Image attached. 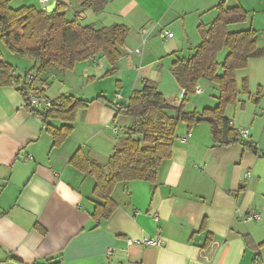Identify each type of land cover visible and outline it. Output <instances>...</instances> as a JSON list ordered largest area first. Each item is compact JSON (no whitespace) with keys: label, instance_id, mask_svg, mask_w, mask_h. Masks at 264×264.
I'll return each mask as SVG.
<instances>
[{"label":"crops","instance_id":"1","mask_svg":"<svg viewBox=\"0 0 264 264\" xmlns=\"http://www.w3.org/2000/svg\"><path fill=\"white\" fill-rule=\"evenodd\" d=\"M84 1L9 2L14 9L32 6L39 11L60 3L66 6L68 21L96 29L123 25L128 33L114 75L104 77L110 65L97 56L65 73L49 71L32 83L30 95L50 102L68 95L107 100L78 111L71 135L58 148H52L51 136L42 121L28 112L16 86L0 87V264H264V128L257 133L254 124L236 121L247 113L250 67L259 65L264 54L251 58L237 72L238 103L230 120L236 130L249 126L248 140L239 138L256 143V155L242 151L238 144L214 145L210 126L201 124L203 120L190 130L179 123L171 158L159 167L156 181L114 186L111 197L117 209L99 225L91 217L99 203L92 194L94 178L69 164L78 150L103 166L108 163L133 125L128 118L115 117V109L124 106L142 82H155L172 107L179 105L183 91L169 68L176 59L193 54L200 43L196 28L212 23L218 4L244 10L247 21L230 25L227 31L251 28L257 32V47L264 49L260 46L264 0H104L99 11L85 7ZM144 30L149 31L147 36L141 35ZM165 31L172 37H164ZM135 49H140L139 55ZM7 53L0 42L2 59L16 77L27 74L32 62ZM242 78L248 81V95L240 92ZM198 87L202 92L189 99L187 113L201 114L217 105L216 85L202 80ZM251 213L261 219L244 221ZM142 237L161 238L165 245H126L127 239ZM208 237L212 242L207 248Z\"/></svg>","mask_w":264,"mask_h":264},{"label":"trees","instance_id":"2","mask_svg":"<svg viewBox=\"0 0 264 264\" xmlns=\"http://www.w3.org/2000/svg\"><path fill=\"white\" fill-rule=\"evenodd\" d=\"M9 2L0 0V42L10 53L32 62L28 73L34 74L35 79L49 71H71L77 63L97 56H102L110 65L104 77L115 74L121 59L120 49L128 33L125 26L114 25L103 29L82 26L77 21L66 19V6L60 3L47 13L32 6L14 9ZM83 4L99 11L105 1L85 0ZM214 9L217 14L212 23L208 27L200 24L196 28L200 43L193 54L176 59L169 68L174 81L183 91L179 105L172 107L158 91L155 82L144 81L140 89L131 92L124 106L115 109V117L128 118L133 125L126 134L124 145L116 148L108 163L103 166L80 150L71 157L69 164L76 171L94 178L92 194L99 203L94 206L91 217L96 225L108 220L117 209L111 197L114 186L133 181L151 184L156 181L159 167L171 158L179 123L186 124L190 130L197 123L198 116L209 117V132L214 145L228 147L238 144L242 151L257 154L256 143L240 140L236 129L230 126L226 112L238 103L237 72L245 69L251 58L262 57L264 51L257 47V32L251 28L236 33L227 31L228 26L247 21L244 10L226 8L224 2ZM223 49L228 52L219 64L218 53ZM12 74V67L0 54V87L16 86L28 112L42 121V126L51 136L52 148L60 147L71 135L78 111L94 101L107 102L103 96L87 101L68 95L52 101L49 108L34 110L28 101L32 85H27L24 77ZM202 80L218 87L217 105L214 109H204L201 114L187 113L185 106ZM259 90L256 103L260 98ZM240 92L249 94L246 78H242ZM50 121L61 124L55 127L49 124ZM211 242L212 238L208 237L205 247L208 248Z\"/></svg>","mask_w":264,"mask_h":264},{"label":"rangeland","instance_id":"3","mask_svg":"<svg viewBox=\"0 0 264 264\" xmlns=\"http://www.w3.org/2000/svg\"><path fill=\"white\" fill-rule=\"evenodd\" d=\"M13 5V4H12ZM262 34L259 33V36H261ZM264 45V36L260 39V46ZM264 47V46H263ZM263 49V48H262ZM264 51V49H263ZM227 49H224L222 52L219 53L218 55V63H221V61H223L224 57L227 55ZM9 55L7 56H13L14 58H16L17 60H21L22 58H20L17 55H14L12 53H7ZM261 63L259 65H256L255 67H250L251 70L248 72L249 73V77H250V82H251V87H250V96H249V100H247L248 98L245 97V101H246V114L243 115L244 117H242V115L237 117V124H247V122L249 124H254V130L255 132L258 133V131H261V129L264 128V100L262 102H260L263 98L264 95V71L261 72V67L263 68V64H264V60H260ZM258 68L260 69L259 73H258ZM221 72V70H219V73ZM259 86V87H258ZM260 89V90H259ZM260 91V98H259V107L257 108L256 105H258L257 103H254L255 98L258 95V91ZM202 91V90H201ZM178 98H181L180 94H177ZM196 95V94H195ZM199 98V97H198ZM197 98V99H198ZM233 108H229L228 111L226 112V117L229 118V121L232 120L233 121ZM239 112V111H237ZM255 115V116H254ZM252 118V119H251ZM253 122H250L252 121ZM204 124L205 126H210V122H206V121H202L201 124ZM237 129H239L236 126ZM243 130H249V126H247V128H243ZM263 142H264V138H263Z\"/></svg>","mask_w":264,"mask_h":264},{"label":"built area","instance_id":"4","mask_svg":"<svg viewBox=\"0 0 264 264\" xmlns=\"http://www.w3.org/2000/svg\"><path fill=\"white\" fill-rule=\"evenodd\" d=\"M148 32L149 31L144 30L143 32H141V35L147 36ZM163 35L166 38L172 37V33L168 32V31H165L163 33ZM145 42H146V39L144 38L142 44H144ZM134 54L139 55L140 49H135ZM12 75L16 76L15 73H13ZM23 77H24L26 84L29 86H31L35 80V75L31 74V73L24 74ZM201 92H202L201 89L197 86L195 88L194 94H201ZM28 101H29L30 107L34 110H41L44 108H49L51 106V102L48 100H45V98L42 96L30 95V100H28ZM236 131L242 140H248V138H249V131L248 130L237 129ZM153 219H154V223L158 221V218L155 215H154ZM260 219H261V216L259 214L251 213L244 218V221L251 222V221H258ZM125 242H126V245L128 247L137 245V246H143V247H159L160 248V247H164V245H165L164 241L158 237H142L139 240L127 239ZM255 261L257 262V258L255 259Z\"/></svg>","mask_w":264,"mask_h":264},{"label":"water","instance_id":"5","mask_svg":"<svg viewBox=\"0 0 264 264\" xmlns=\"http://www.w3.org/2000/svg\"><path fill=\"white\" fill-rule=\"evenodd\" d=\"M52 8H54V4H52L48 8H46L45 12L50 13L53 10ZM196 119H197V121H200V122L202 120L203 121H206V122H209L210 121L209 117H204V116H198Z\"/></svg>","mask_w":264,"mask_h":264}]
</instances>
